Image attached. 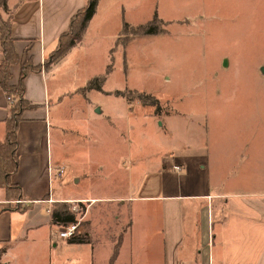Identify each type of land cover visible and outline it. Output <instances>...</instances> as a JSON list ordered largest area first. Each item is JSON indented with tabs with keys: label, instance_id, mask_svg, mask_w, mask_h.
Wrapping results in <instances>:
<instances>
[{
	"label": "rangeland",
	"instance_id": "rangeland-1",
	"mask_svg": "<svg viewBox=\"0 0 264 264\" xmlns=\"http://www.w3.org/2000/svg\"><path fill=\"white\" fill-rule=\"evenodd\" d=\"M99 1L88 39L49 81L59 87L53 135L79 134L71 170L92 176L81 189L121 196L156 181L167 191L264 190V0ZM156 12L161 34L121 32ZM9 18L0 6V24ZM109 64L105 91L83 92ZM133 88L157 103L115 95ZM181 162L186 169H173ZM160 164L162 178L147 179Z\"/></svg>",
	"mask_w": 264,
	"mask_h": 264
},
{
	"label": "crops",
	"instance_id": "crops-1",
	"mask_svg": "<svg viewBox=\"0 0 264 264\" xmlns=\"http://www.w3.org/2000/svg\"><path fill=\"white\" fill-rule=\"evenodd\" d=\"M87 1L8 0L21 62L43 64ZM93 18L84 39L66 57L26 76L25 98L36 107L26 109L19 123L20 164L11 177L24 196L15 202L0 185V264H264V190L167 191L156 181L147 191L139 186L121 196L102 197L81 189L79 183L87 178L90 184L92 176L71 170L77 157L71 143L79 141V134L72 141L53 135L52 93L56 95L59 87L52 88L49 81L63 60L84 45ZM3 59L0 40V63ZM9 71V84H17L21 64H11ZM66 94L55 97L59 104L67 102ZM10 110L11 101L0 86V141L7 135ZM176 164L182 165L181 169L173 165L177 171L188 165ZM50 167L64 171L51 172ZM134 167L129 170L133 176ZM161 169L160 164L147 179L154 174L162 178ZM60 202L76 212L77 235L87 234L89 242L59 238L63 224H56L52 214Z\"/></svg>",
	"mask_w": 264,
	"mask_h": 264
},
{
	"label": "trees",
	"instance_id": "trees-1",
	"mask_svg": "<svg viewBox=\"0 0 264 264\" xmlns=\"http://www.w3.org/2000/svg\"><path fill=\"white\" fill-rule=\"evenodd\" d=\"M99 0H88L85 8L79 10L74 14L70 21V28L58 37V41L53 50H51L43 64L36 65L31 59L21 62L22 59L15 48V40L12 36L11 18L8 21H2L0 24V40L2 41L4 59L0 63V86L5 91V94L11 101V110L9 119L6 122V138L0 141V185L3 186L9 199H23V193L18 184L12 182V175L19 168L18 155V126L23 119V113L26 109L36 107L27 98H25L26 85H24L26 76L32 71H40L42 67L48 69L56 62L60 61L68 55L71 49L80 43L84 38L85 32L89 26V21L97 11ZM0 6L3 10L8 11V0H0ZM165 21L158 17L157 12L146 23L132 26L124 21L121 29L122 33H130L135 36H147L161 34L165 30ZM119 42V40H118ZM127 43V42H123ZM13 63L21 64V75L17 84H9L11 72L9 67ZM106 72L101 75L91 77L87 80L86 85L82 88L83 92L88 90H96L104 92V85L107 75L112 71V64L107 65ZM115 95H120L127 98L129 103L134 100L141 101L144 105H155L158 101L153 94H146L144 91H139L135 88L132 90L115 91ZM148 97V102L146 98ZM17 205V204H15ZM52 218L56 224H68L77 221V214L65 202L55 204ZM16 209H21L14 207ZM87 234L76 235L75 238L70 239L71 243L89 242ZM117 249V248H116ZM116 251V250H115ZM117 251L114 254L116 256Z\"/></svg>",
	"mask_w": 264,
	"mask_h": 264
},
{
	"label": "built area",
	"instance_id": "built-area-1",
	"mask_svg": "<svg viewBox=\"0 0 264 264\" xmlns=\"http://www.w3.org/2000/svg\"><path fill=\"white\" fill-rule=\"evenodd\" d=\"M176 168H178V167L176 166ZM49 170L51 172L56 170V171H58V173H62L64 171L63 167H59V169H57L55 167H50ZM14 201L19 203L22 201V199H16ZM79 225H80L79 221L71 222L68 224H63L62 227L60 228V230L58 231L59 238H64V239H68V240L75 238L79 232Z\"/></svg>",
	"mask_w": 264,
	"mask_h": 264
},
{
	"label": "water",
	"instance_id": "water-1",
	"mask_svg": "<svg viewBox=\"0 0 264 264\" xmlns=\"http://www.w3.org/2000/svg\"><path fill=\"white\" fill-rule=\"evenodd\" d=\"M224 64H227V59H224ZM97 112H100V109H97Z\"/></svg>",
	"mask_w": 264,
	"mask_h": 264
}]
</instances>
